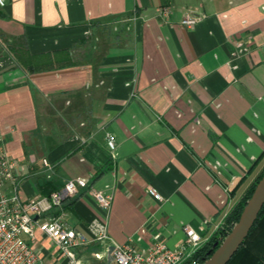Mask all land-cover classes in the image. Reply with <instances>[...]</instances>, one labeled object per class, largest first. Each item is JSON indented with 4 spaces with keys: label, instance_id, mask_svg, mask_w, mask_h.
<instances>
[{
    "label": "crops",
    "instance_id": "obj_1",
    "mask_svg": "<svg viewBox=\"0 0 264 264\" xmlns=\"http://www.w3.org/2000/svg\"><path fill=\"white\" fill-rule=\"evenodd\" d=\"M4 1L0 49L34 67L0 70L20 198L84 177L89 188L62 206L73 226L103 216L113 242L138 249L155 234L179 246L186 224L209 240L264 167V0ZM190 13L203 17L181 25ZM93 191L112 195L108 213ZM35 233L23 237L38 247ZM108 244L87 247L88 262Z\"/></svg>",
    "mask_w": 264,
    "mask_h": 264
},
{
    "label": "built area",
    "instance_id": "obj_2",
    "mask_svg": "<svg viewBox=\"0 0 264 264\" xmlns=\"http://www.w3.org/2000/svg\"><path fill=\"white\" fill-rule=\"evenodd\" d=\"M5 1L0 0V7ZM264 8V7H263ZM158 13L167 18L170 7L162 5ZM203 15L190 13L182 17L180 23L192 27ZM107 147L112 151L116 146L115 135L105 131ZM42 164L51 168L46 158ZM19 169V171L17 170ZM24 177L23 166L6 153L0 138V264H86L84 251L87 247L109 244L92 253L93 257H108L111 264H201L192 260V254L201 246L200 235L190 225H183L185 239L177 247H169L158 234L147 249H138L130 242L117 244L107 231V221L103 216L94 217L86 228L73 226L65 217L62 206L81 189H88V179L77 177L67 180L64 185L49 194L23 200L19 188ZM146 192L157 201L163 200L153 187ZM92 195L101 211L108 213L112 195L93 191ZM53 245L38 250L24 239L36 241L35 231Z\"/></svg>",
    "mask_w": 264,
    "mask_h": 264
},
{
    "label": "trees",
    "instance_id": "obj_3",
    "mask_svg": "<svg viewBox=\"0 0 264 264\" xmlns=\"http://www.w3.org/2000/svg\"><path fill=\"white\" fill-rule=\"evenodd\" d=\"M22 66L33 70L34 67L29 65L26 59L22 60ZM45 68V67H38ZM264 173V167L260 173L255 177L247 190L241 195L237 202L225 215L222 225H220L216 232L203 243L193 254L191 259L203 262L216 248L215 244H219L221 240L231 230L235 222L238 220L239 215L250 197L256 183ZM53 191V190H51ZM50 191V192H51ZM47 192L46 194H49ZM45 194V195H46ZM226 264H264V204L262 205L257 218L255 219L252 227L250 228L247 236L244 238L241 245L229 259Z\"/></svg>",
    "mask_w": 264,
    "mask_h": 264
},
{
    "label": "water",
    "instance_id": "obj_4",
    "mask_svg": "<svg viewBox=\"0 0 264 264\" xmlns=\"http://www.w3.org/2000/svg\"><path fill=\"white\" fill-rule=\"evenodd\" d=\"M263 204L264 173L246 201L238 220L201 264H226L247 236Z\"/></svg>",
    "mask_w": 264,
    "mask_h": 264
},
{
    "label": "rangeland",
    "instance_id": "obj_5",
    "mask_svg": "<svg viewBox=\"0 0 264 264\" xmlns=\"http://www.w3.org/2000/svg\"><path fill=\"white\" fill-rule=\"evenodd\" d=\"M10 58H9V57ZM25 59L23 57L22 52L19 51H11L10 53H8L7 50L1 48L0 49V70L3 69L4 67H8V65H10L11 63L17 64L19 66H22V60ZM36 236V233H35ZM49 245H51V248L53 249V245L49 242L48 239H44L39 241V245H38V250L44 249V248H48ZM88 260L86 262V264H88ZM110 260H106L105 257H93V261H91L89 264H110Z\"/></svg>",
    "mask_w": 264,
    "mask_h": 264
}]
</instances>
